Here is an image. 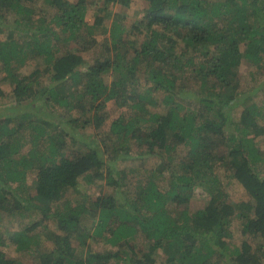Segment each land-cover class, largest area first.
<instances>
[{"label": "trees", "instance_id": "trees-1", "mask_svg": "<svg viewBox=\"0 0 264 264\" xmlns=\"http://www.w3.org/2000/svg\"><path fill=\"white\" fill-rule=\"evenodd\" d=\"M141 1L130 26L115 12L106 28L110 5L131 0H0V84L11 88L0 86V210L54 226L48 249L33 235L41 221L5 237L30 263L7 258L0 238V264H264V87L244 90L239 75L243 61L264 64V0ZM132 144L156 168L138 167ZM79 179L98 197L60 204ZM232 185L247 200L231 201ZM198 191L207 200L191 212ZM90 238L114 249L92 252Z\"/></svg>", "mask_w": 264, "mask_h": 264}, {"label": "rangeland", "instance_id": "rangeland-1", "mask_svg": "<svg viewBox=\"0 0 264 264\" xmlns=\"http://www.w3.org/2000/svg\"><path fill=\"white\" fill-rule=\"evenodd\" d=\"M68 1H76V0H68ZM145 3L141 0H131V3L129 5L128 8H123L117 5H110L109 10L111 13V16L109 17H105L104 20V27L109 28L112 22V17L115 12H119L123 18V23L127 26H130L131 23L136 19V17H140L141 16V10L144 8ZM86 16H85V21H87V23L92 24L94 21V6H90L87 9L86 12ZM107 36V35H106ZM102 35L99 34L96 38L98 40V42L100 41V43H103V39H102ZM98 52H88L83 54L84 60H85V65L87 66L88 63L91 62V60L97 55ZM255 71V72H254ZM239 75L241 77V86L244 90H250L252 91V93H254L255 91L252 90L253 88H259L260 90L264 87V64H261V67H253L251 64H247L245 63V61H243V63L240 66L239 69ZM258 83V84H252V83ZM197 83H189L188 84V88H191L192 91H195L198 89ZM0 86L2 87L3 91L5 94H9V91L11 90L10 86L8 83H1ZM248 93V92H247ZM183 96H187V95H183ZM190 96L192 97L193 94L191 92ZM161 97V95L159 96V98ZM256 99L258 101H256L257 103L262 102L264 99V89L261 90V92H258V97H256ZM9 103V98L4 97V99L0 100V107L4 104ZM235 112L234 116L237 117L238 113L240 114L241 112V107H237L235 108ZM109 115L110 118H117V116L119 115V111H117V109L112 106L111 104H109ZM84 131V130H82ZM81 130L76 131V135H80L79 132H82ZM84 133H89L87 130L84 131ZM263 139L260 140L261 142V146H264V143L262 142ZM72 146V145H71ZM134 150L136 149V151H134V158H136L138 161L136 163V165L138 167L141 168H145V169H154L156 168V165L158 163V160L155 159L154 157H149L146 155H139L138 151L140 152V148L136 145V144H132ZM72 148H78L77 145L72 146ZM144 153V152H143ZM110 163L111 166H113L114 168L117 169V172L125 174L124 173V168L128 167L129 164H124L121 163L120 161H111ZM160 169V168H159ZM127 176V175H126ZM116 177V175H115ZM35 180V175L32 173H29L27 175V179H26V191L24 193H22V197H24L25 199L28 197H32L35 196V190L34 191H30L27 186L32 184ZM79 184L76 187V189H71L69 191H67L65 193V199H63V201L60 203L62 204L65 200H70L71 203L77 202V203H82V202H89V198L88 197H92V198H96L98 197V187L95 186L94 188L91 186V184H87L83 179H79ZM96 185H100L103 187V191L109 193H115L118 200L120 202H122V196L121 193L119 192L118 189L115 188H110L108 185H106V183H104L103 181H96L95 182ZM129 185V190H132L133 185L128 184ZM228 193H229V198L231 201L233 202H239V201H245L247 200L248 196L245 193V191L240 187V186H230L228 188ZM31 199V198H30ZM28 200V199H27ZM39 198H35L34 200H31L30 203L35 205L36 207H43V202H39L38 201ZM207 200V196L206 194L201 193L200 191H198V193L195 194V196L192 199V205L190 208V211L192 212V210H195L197 208L202 207L205 202ZM25 217L27 218H22V219H11L10 217L7 216L6 213L1 212L0 210V238H5L9 236V233L12 232H16L19 231L21 229H23L24 227H26L27 225H30L31 220L34 221H41V225L36 229V231L34 232V237L35 240L37 242L40 243V247H42L43 249H48L51 248V245L49 242H47L45 240V234H44V229L45 228H50L51 230H54V226L51 223V220L48 219H42V215H37L36 212H29L28 215H25ZM240 226L238 224V222H233L231 224V237L229 239H226L227 242H229V244H238L239 243V237H240ZM5 246L3 247V251L6 255L7 258L9 259H18L21 260L24 263H30L31 262V258L28 257L27 254H21V252H18L15 250V243H13L9 238H5ZM88 243L90 244V249L92 252H102V250L106 249H114L112 248L110 245H104L103 242L98 241L97 239L94 238H90L89 240H87ZM87 247H85L84 250H86ZM77 251V245L73 244L72 247V251L73 253H76ZM78 253H80V251H78ZM161 260V259H160Z\"/></svg>", "mask_w": 264, "mask_h": 264}]
</instances>
